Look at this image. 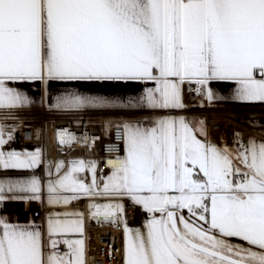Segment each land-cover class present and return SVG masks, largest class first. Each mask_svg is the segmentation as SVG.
Instances as JSON below:
<instances>
[{
    "label": "snow or ice",
    "instance_id": "1",
    "mask_svg": "<svg viewBox=\"0 0 264 264\" xmlns=\"http://www.w3.org/2000/svg\"><path fill=\"white\" fill-rule=\"evenodd\" d=\"M232 104L264 109V0H0V264H87L93 222L122 264H264V112L219 141L197 115ZM32 107L120 117L119 163L17 150Z\"/></svg>",
    "mask_w": 264,
    "mask_h": 264
},
{
    "label": "built area",
    "instance_id": "2",
    "mask_svg": "<svg viewBox=\"0 0 264 264\" xmlns=\"http://www.w3.org/2000/svg\"><path fill=\"white\" fill-rule=\"evenodd\" d=\"M250 111L259 112L261 108L228 105L198 110L197 115L206 118L211 138L219 141L220 137L230 140L232 133L236 131L252 135L254 130L246 122ZM17 115L18 119L3 122L16 126L15 144L19 147H39L44 151L46 159L65 161L79 158L95 159L99 161L98 170L101 173H107L111 165L119 163L116 155H122V132L115 127L106 131L105 121L109 119L116 121L120 117L101 116L91 112L72 114L48 111L43 107L22 110ZM35 133H39L38 138ZM65 135L75 137L76 142L61 145L58 140ZM85 140L91 145L90 148L85 146ZM106 160H115V162H106ZM45 209L46 206L34 203L29 213L41 218ZM129 212L130 215H134V219L129 221L131 225L142 222L144 217L139 209H136L134 214L131 209ZM88 233L87 264H122V234L118 227L101 226L93 222L88 224ZM110 249L113 250L111 255H109Z\"/></svg>",
    "mask_w": 264,
    "mask_h": 264
},
{
    "label": "crops",
    "instance_id": "3",
    "mask_svg": "<svg viewBox=\"0 0 264 264\" xmlns=\"http://www.w3.org/2000/svg\"><path fill=\"white\" fill-rule=\"evenodd\" d=\"M33 95H36L35 92L32 93ZM234 105V104H232ZM241 106V105H240ZM259 107V106H257ZM258 139H264L263 137H257ZM12 146L14 148H16L17 150H22V149H27L29 151L31 150H34L35 147L34 146H17L15 144V140L12 144ZM122 154H123V151H122ZM35 203V202H34ZM34 203H31V204H28L27 206L22 204V203H11L8 205V208H7V211L8 213L13 216V217H18V219L21 221V222H26L30 217H34L36 218L38 221H39V217L37 216H32L30 213H29V210L31 207L34 206ZM47 209L43 210V214H42V217L45 215ZM41 217V218H42ZM142 222L138 223V224H134L133 226H140ZM123 239V238H122Z\"/></svg>",
    "mask_w": 264,
    "mask_h": 264
},
{
    "label": "bare ground",
    "instance_id": "4",
    "mask_svg": "<svg viewBox=\"0 0 264 264\" xmlns=\"http://www.w3.org/2000/svg\"><path fill=\"white\" fill-rule=\"evenodd\" d=\"M259 112H264V109H261ZM106 162H115V160H106Z\"/></svg>",
    "mask_w": 264,
    "mask_h": 264
}]
</instances>
